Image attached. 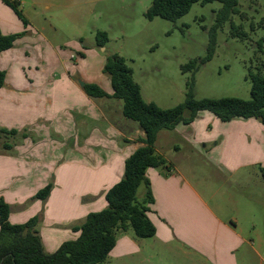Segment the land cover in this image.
I'll return each instance as SVG.
<instances>
[{
  "label": "crops",
  "instance_id": "obj_1",
  "mask_svg": "<svg viewBox=\"0 0 264 264\" xmlns=\"http://www.w3.org/2000/svg\"><path fill=\"white\" fill-rule=\"evenodd\" d=\"M12 1L19 3L26 23L0 0L1 33L22 34L12 48L0 52V69L5 72L0 89V133L15 130L23 143L0 153V198L10 206L12 224L39 216L37 231L43 248L54 253L62 243L79 236L74 228L88 214L107 207L106 192L123 178L125 162L144 145L145 132L121 116L123 105L117 99L91 97L84 90L89 84L113 93L103 69L115 52L107 44L98 46L96 38L87 40L81 31L71 33L70 23L100 13L87 8L94 0H59L58 4ZM64 8L68 9L65 14ZM51 10L55 19L47 17ZM97 31L105 30L94 26L92 33ZM213 116L200 113L186 125L188 133L181 129L180 136L195 135L196 139L197 132H202L205 149L214 141L209 136L210 124L220 125ZM235 120H246L234 121L245 124L249 119ZM234 140L245 147L247 161L244 152L238 159L235 154L226 157L214 145L209 159L215 158L205 159V164L224 177L244 172L241 180H233L244 189L250 172L256 167L264 169V158L256 157L264 151L254 146L248 133H237ZM159 154L171 168L147 171L154 199L148 215L156 235L151 241L137 239L130 231L118 235L105 263L146 264L150 257L160 264H170L173 258L179 264H240L239 253L249 242L237 214H229L231 209L215 201L202 179L196 180L184 165ZM49 183L53 188L46 200L33 198ZM250 205L245 203L247 211Z\"/></svg>",
  "mask_w": 264,
  "mask_h": 264
},
{
  "label": "rangeland",
  "instance_id": "obj_2",
  "mask_svg": "<svg viewBox=\"0 0 264 264\" xmlns=\"http://www.w3.org/2000/svg\"><path fill=\"white\" fill-rule=\"evenodd\" d=\"M51 1L59 3V0ZM152 2L153 0H94L87 8L94 7L100 13L95 18H89L88 15L86 19H77L70 23V27L72 34L81 31L90 41L95 39L96 33H92L94 26L105 30L109 39L107 46L124 57L133 69V79L140 85L143 99L154 102L160 108L169 109L184 102L193 72H183L182 66L193 59L201 60L206 57L209 30L214 25L216 13L222 8V4L217 1L204 5L197 2L183 17L168 21L160 17L153 20L146 18L145 13ZM64 9L66 11L63 14L68 10ZM52 11L54 10L47 11L49 19H55ZM263 20L264 0H238L236 12L218 30L212 59L202 64L195 73L196 99L235 97L250 100L251 81L248 72L255 64V52L264 37ZM232 24L241 28L234 31ZM242 31L246 36L242 35ZM116 103L123 105L119 99ZM120 113L123 116L122 111ZM184 116L188 117L189 113ZM215 119L220 125L210 124L212 132L209 136L214 141L206 144L205 149L201 143L202 132H197L196 139L195 135L181 137L180 133L185 131L186 125L180 124L174 130L159 132L155 143L156 152L164 153L172 161L184 165L196 176V180L202 179L205 189L215 201H219L226 210L231 209L229 214H237L240 228L249 242L239 253V263L264 264V169L256 167L251 171L248 187L241 189L233 180L237 182L244 172L231 178L224 177L205 164V159L212 161L215 158L209 159L210 149L214 145L223 150L226 157L235 154L238 159L244 152L247 161L249 158L243 150L245 147L234 140L237 133H248L254 146L258 145L256 148L264 151V123L255 118L249 119L245 124L234 121L246 120L223 122L217 117ZM129 121L138 125L133 120ZM257 123L262 127L260 130ZM18 143L23 142L17 135L0 133V153L8 150L4 148V144ZM176 148H179L178 151ZM256 157L264 158V155L256 154ZM231 201L241 205H234ZM245 203H251L248 211ZM130 232L136 237L132 230ZM145 239L151 241L149 238ZM147 260L149 262L146 264H160L155 258L147 257ZM105 262L101 264H106ZM169 263L179 264L180 261L173 258Z\"/></svg>",
  "mask_w": 264,
  "mask_h": 264
},
{
  "label": "trees",
  "instance_id": "obj_3",
  "mask_svg": "<svg viewBox=\"0 0 264 264\" xmlns=\"http://www.w3.org/2000/svg\"><path fill=\"white\" fill-rule=\"evenodd\" d=\"M215 1L220 2L222 8L216 13L215 23L209 30L206 57L193 59L182 66L183 72H193L184 102L169 109L160 108L154 102H146L140 85L133 79V69L124 57L116 53L108 56L103 69L111 81L113 93L108 94L97 85H84L85 92L91 97L122 100L124 117L137 122L145 132V137L141 139L144 145L126 160L123 178L106 192L107 207L88 214L84 223L74 228L75 232L80 233L79 236L62 243L54 253H47L43 248L37 231L39 216L23 224H12L10 206L0 198V264H101L114 248L118 235L132 230L137 238L154 237L156 227L148 215L154 199L147 171L150 168H171L166 158L156 152L155 143L159 132L174 130L180 124L189 125L203 112H209L223 122L255 118L264 123V37L255 52V64L248 72L251 81L250 100L235 97L196 99L194 95L195 73L202 64L212 59L218 30L236 12L238 0H153L145 16L149 20L160 17L175 21L187 14L195 3L204 5ZM4 2L26 23L18 2ZM240 28L232 24L234 31ZM241 33L246 36L243 31ZM21 35H3L0 31V52L12 48ZM95 38L100 47H104L109 40L105 31H97ZM4 84L5 72L0 69V89ZM187 112L189 116L185 117ZM1 132L17 134L15 130ZM4 148L11 149V145L4 144ZM52 188L53 184L49 183L33 198L46 200ZM140 191H143L142 197Z\"/></svg>",
  "mask_w": 264,
  "mask_h": 264
},
{
  "label": "water",
  "instance_id": "obj_4",
  "mask_svg": "<svg viewBox=\"0 0 264 264\" xmlns=\"http://www.w3.org/2000/svg\"><path fill=\"white\" fill-rule=\"evenodd\" d=\"M81 85H83V83H81Z\"/></svg>",
  "mask_w": 264,
  "mask_h": 264
}]
</instances>
